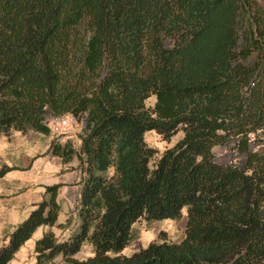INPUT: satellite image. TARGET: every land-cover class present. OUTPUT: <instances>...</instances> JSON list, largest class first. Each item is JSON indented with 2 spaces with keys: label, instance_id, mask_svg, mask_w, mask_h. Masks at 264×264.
Here are the masks:
<instances>
[{
  "label": "trees",
  "instance_id": "1",
  "mask_svg": "<svg viewBox=\"0 0 264 264\" xmlns=\"http://www.w3.org/2000/svg\"><path fill=\"white\" fill-rule=\"evenodd\" d=\"M46 114L85 119L77 149L49 145L78 161V225L58 240L61 185L46 186L0 264L40 227L32 264H264V0H0V138L49 136ZM147 131L183 136L155 159ZM229 140L241 166L213 161ZM184 210L180 242L122 254L137 222Z\"/></svg>",
  "mask_w": 264,
  "mask_h": 264
},
{
  "label": "crops",
  "instance_id": "2",
  "mask_svg": "<svg viewBox=\"0 0 264 264\" xmlns=\"http://www.w3.org/2000/svg\"><path fill=\"white\" fill-rule=\"evenodd\" d=\"M40 137L44 138L43 135L33 133L25 135L13 133L10 139L0 138V159L3 157L2 154L11 152L10 155L15 158L17 163L15 171L18 172L14 174L8 172L0 179V238H3L14 226L23 221L30 211L34 209V206L43 200L46 186L61 185L57 196V203L60 206L59 215L62 216L59 217L58 215L57 222L60 224H65L66 220H69L70 214L68 211L71 210L74 200L78 202L80 197L82 173L77 167L78 161L74 158L69 164L63 165L60 159L52 156L50 150H48L50 140H47L44 145L46 151L43 153L44 156L42 158L39 157L42 154L32 153L33 150L29 146L35 145L34 142H38ZM73 138L75 139L73 140ZM61 141L59 140L60 144L69 142L73 148L77 149L79 147V138H76L74 134ZM75 143L77 144L75 145ZM29 153L32 157L28 156ZM1 162L3 165L10 166L6 160H1ZM73 211V215L76 218L75 208ZM24 214H26L25 218L22 217ZM75 223L76 229L78 225L77 218ZM53 229L55 227L51 228L54 233ZM75 229L69 233L71 234ZM47 230H49L48 227L38 228L41 236Z\"/></svg>",
  "mask_w": 264,
  "mask_h": 264
},
{
  "label": "rangeland",
  "instance_id": "3",
  "mask_svg": "<svg viewBox=\"0 0 264 264\" xmlns=\"http://www.w3.org/2000/svg\"><path fill=\"white\" fill-rule=\"evenodd\" d=\"M155 103V98L151 97L145 102V107L152 108ZM85 119L81 118L77 125H75L73 128L65 132L61 135H52L40 137L38 142H34L35 145L29 146L30 149L33 150L32 153L34 154H42L39 157L42 158L44 156L43 153H45V143L47 140L52 141H61L65 140L66 137L74 134L76 138L79 137L81 134V129L83 128L84 124L83 121ZM183 136V133L179 131L174 136H172L169 140H162L160 136H158L154 131H147L144 133V142L149 147L156 151L155 153V159H158L165 150L172 148ZM42 138V139H41ZM75 138H73L74 140ZM264 140V137L262 138ZM23 141V139H21ZM71 142V140H69ZM62 142V141H61ZM77 143H75L76 145ZM261 147L262 151L264 152V144L253 146L251 145V150L254 148ZM50 150V149H48ZM4 153V152H3ZM11 153V152H10ZM10 153H4L2 154V158L0 159V169L4 166L8 168H14L17 167V163L15 162V158L10 155ZM212 153L214 155V159L217 160V162L221 165H236L241 166L244 162V156L236 149L235 142L233 140H229L225 145L222 146H216L212 149ZM32 154V155H34ZM29 157H32L29 153ZM1 160H6L10 166H7L6 164L3 165ZM36 161V160H35ZM69 169H72L70 167H67ZM68 171V170H67ZM12 174L18 173L15 170L10 171ZM72 186V185H70ZM76 200H74V203L71 205V210L68 211L69 215V222L67 224L65 223L64 226L60 228H55L54 234L57 236L58 240H64L67 238V235H70V231L75 229V215L74 214V208ZM70 208V207H69ZM72 213V214H71ZM23 218L26 217V214L22 216ZM59 217H62L59 215ZM58 217V218H59ZM186 225V219H185V210L182 212V218L178 222H173L170 220H161V221H154V222H145V221H139L134 225V233L136 235V238L134 241H132L123 251V255H130L136 251H138L142 247H146L148 243L152 241H157V236L159 233L162 234L163 238H165L167 241L170 242H180L184 237V230ZM41 237V232L37 231L32 235V238L24 244L20 248V250L16 253L15 258L12 260L11 264H32L35 262V254L33 252V245L34 241L39 239ZM1 239V238H0ZM1 244V240H0ZM92 256V250L89 246H83L80 250V252L75 256L78 260H84L88 257ZM46 264H65L63 259L61 257H57L53 259L50 262H47Z\"/></svg>",
  "mask_w": 264,
  "mask_h": 264
},
{
  "label": "built area",
  "instance_id": "4",
  "mask_svg": "<svg viewBox=\"0 0 264 264\" xmlns=\"http://www.w3.org/2000/svg\"><path fill=\"white\" fill-rule=\"evenodd\" d=\"M77 122H78V119L72 114H67L64 116H53L51 114H46L45 120H44L45 126H47L50 134L52 135L64 134L65 132L73 128L75 125H77ZM84 123H85V120L83 121V124ZM213 161L217 162V160L214 158H213Z\"/></svg>",
  "mask_w": 264,
  "mask_h": 264
}]
</instances>
